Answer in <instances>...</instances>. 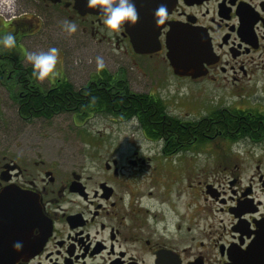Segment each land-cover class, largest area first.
Listing matches in <instances>:
<instances>
[{
	"label": "flooded vegetation",
	"instance_id": "1",
	"mask_svg": "<svg viewBox=\"0 0 264 264\" xmlns=\"http://www.w3.org/2000/svg\"><path fill=\"white\" fill-rule=\"evenodd\" d=\"M135 3L153 7L152 12L160 3L172 7L159 30L157 52L136 53L126 27L109 36L102 15L80 12L76 0H14L12 7L29 12L14 11L7 23L0 22V34L12 32L17 39L13 49L0 45V70L7 76L0 86L9 98L10 130L18 125L32 130L58 117L75 127H81L78 119L93 115L135 121L134 128L161 147L164 159L154 163L135 151L126 163L106 160L108 175H87L4 136L0 119V193L18 187L36 194L50 231L34 256L16 264H264V0ZM65 20L76 22L75 33L64 31ZM178 28L208 39L196 78L175 74L167 57L166 40ZM38 34L54 42L43 49L60 50V74L51 81L34 77L26 58L29 51H40ZM81 37L117 48V71L85 69L86 82L76 86L70 60L73 42ZM124 56L133 61L135 79L128 77ZM133 83L147 90L137 92ZM174 84L192 89L170 90ZM92 88L105 97L83 99L105 107L78 112L76 90ZM203 148L209 150L206 164L194 165L192 175L186 169L179 176L184 163L173 168L181 160L164 163ZM241 151L252 159L239 163ZM146 169L153 184L144 195L140 174ZM172 171L174 180L165 175ZM166 183L172 185L168 191ZM184 193L190 200L179 203ZM46 232L38 228L34 237Z\"/></svg>",
	"mask_w": 264,
	"mask_h": 264
},
{
	"label": "rangeland",
	"instance_id": "2",
	"mask_svg": "<svg viewBox=\"0 0 264 264\" xmlns=\"http://www.w3.org/2000/svg\"><path fill=\"white\" fill-rule=\"evenodd\" d=\"M9 9H13L12 0L8 1L6 10ZM14 10L17 12V15H25V13L29 12V9L26 7H14ZM8 17L9 16L4 15L0 9V22L7 23L5 18L9 19ZM35 37L38 42H40L41 46L39 45L37 47L40 51H46L47 49H43L42 47L54 44L52 38H47L45 34H38ZM84 43L88 44L87 49H85ZM97 56H102L104 58L105 67L107 69L111 72L117 71V61L120 58V52L117 48L114 46H107L100 42L88 41L83 37L74 40L70 62L73 63V67L77 70L76 74L71 76L76 86L86 82V78L83 76V70L86 69L88 72L96 71ZM122 59L126 62L125 65L128 69V77L135 79V77H132V73H136L132 59L129 56H124ZM0 81H2L1 78ZM173 87H181L182 91L190 88L192 89L190 85L181 86L174 84L170 87V90H172ZM132 88L137 92L147 90L146 88L139 87L136 83L132 84ZM8 106L9 98L0 86V119L5 128V130L2 131L4 136L11 135L17 137L20 145H23L25 148L31 147L37 149L38 152L43 154L42 157L46 161L52 163H69V168L76 172L84 170L87 175H108L104 169L106 160L117 158L121 163H126L128 157L135 151L140 152L144 156L152 157L154 163H163L164 161L161 154V147L149 141L141 131L136 130L134 128L135 121L127 123L112 117H97L93 115L91 117L78 119L77 123L81 125V127H75L71 120L58 117L48 122L38 123L39 125L32 130L29 127H23L21 125L10 130L8 128ZM199 151V153L194 151L183 153L164 163H177L173 161L181 160L176 166L173 165V168L180 166V163H184L179 170V176L182 178L186 169L188 175H192L193 173H191V170L193 166L196 164L204 166L206 163L203 162L209 156V150L207 148H203ZM241 153L243 156L239 157V163H246L248 160L252 159L250 154L244 156L245 151H241ZM171 174L167 172L165 175L166 177L171 176L174 180V171H172ZM204 178L206 177L204 176ZM140 180L145 183L142 193L146 195L153 184L151 170H144L140 174ZM170 187H172V185L168 187L166 183L165 191H168ZM178 190L179 189H174L173 192ZM186 200H190L189 195L185 193L181 194L179 203H183ZM147 201H149V203H156L159 199ZM165 207L167 208L168 205H165ZM204 223L207 224L208 222L205 220Z\"/></svg>",
	"mask_w": 264,
	"mask_h": 264
},
{
	"label": "water",
	"instance_id": "3",
	"mask_svg": "<svg viewBox=\"0 0 264 264\" xmlns=\"http://www.w3.org/2000/svg\"><path fill=\"white\" fill-rule=\"evenodd\" d=\"M82 13L101 14L98 8H89L87 0H76ZM153 7H137L139 21L125 26L136 53H154L161 49L159 30L163 24L155 23ZM168 13L172 7H167ZM208 39L198 31L178 28L166 40L167 57L179 76L198 77L202 74L203 55L207 54ZM40 198L18 187H7L0 193V264H16L22 258L34 256L48 239L50 231ZM45 231L43 238L34 237L36 229ZM19 241L20 249L14 247Z\"/></svg>",
	"mask_w": 264,
	"mask_h": 264
},
{
	"label": "clouds",
	"instance_id": "4",
	"mask_svg": "<svg viewBox=\"0 0 264 264\" xmlns=\"http://www.w3.org/2000/svg\"><path fill=\"white\" fill-rule=\"evenodd\" d=\"M89 8H98L102 13V24L107 29V34L112 36L118 34L125 26L135 25L139 21V12L135 0H87ZM155 23L164 24L168 16V8L165 3H160L154 12ZM63 29L68 34L77 31V24L74 20H65ZM0 45L7 49H13L17 45L14 33L7 32L0 34ZM27 60L32 65V75L40 81L54 80L59 74L60 50L51 46L46 51H29ZM97 69L105 68V61L102 56L96 57ZM14 247L20 249L21 242L17 241Z\"/></svg>",
	"mask_w": 264,
	"mask_h": 264
},
{
	"label": "trees",
	"instance_id": "5",
	"mask_svg": "<svg viewBox=\"0 0 264 264\" xmlns=\"http://www.w3.org/2000/svg\"><path fill=\"white\" fill-rule=\"evenodd\" d=\"M3 59H6L5 55H3ZM2 63V61L0 62ZM3 77V78H7V76H5L3 74V71L0 70V78ZM68 97L71 98V96L69 94H66ZM75 96H76V103L75 105L79 107L78 109V112L82 111V110H89L91 109V106L94 107V109H98V108H104L105 106L103 105V103L101 101H90V100H84L83 98L86 97V96H89V97H105V94L103 93V91H99V90H96L94 88H92V90L88 89V90H82L81 92H78L76 90V93H75ZM108 105V111L107 112H112V109L110 107V104H107ZM33 106H35V104H33ZM129 116H131V113L128 114ZM128 115H125L126 117H128ZM87 117V116H85ZM143 124L146 123V119H143Z\"/></svg>",
	"mask_w": 264,
	"mask_h": 264
},
{
	"label": "built area",
	"instance_id": "6",
	"mask_svg": "<svg viewBox=\"0 0 264 264\" xmlns=\"http://www.w3.org/2000/svg\"><path fill=\"white\" fill-rule=\"evenodd\" d=\"M5 2H6V0H0V9L4 15H6L9 12V10H6V7H4Z\"/></svg>",
	"mask_w": 264,
	"mask_h": 264
}]
</instances>
